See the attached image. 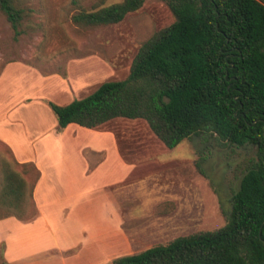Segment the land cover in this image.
I'll use <instances>...</instances> for the list:
<instances>
[{
    "label": "trees",
    "instance_id": "trees-1",
    "mask_svg": "<svg viewBox=\"0 0 264 264\" xmlns=\"http://www.w3.org/2000/svg\"><path fill=\"white\" fill-rule=\"evenodd\" d=\"M145 0H120L90 11L78 8V28L121 22ZM173 17L138 48L127 76L102 83L65 106L47 103L58 129L75 124L93 129L113 119L142 120L166 148L193 145L201 175V153L210 144L244 154L231 167L224 224L211 231L175 237L108 264H264V0H157ZM30 10L18 0H0L16 40ZM0 159V219L26 222L36 211L32 164ZM28 167L33 172L24 170Z\"/></svg>",
    "mask_w": 264,
    "mask_h": 264
},
{
    "label": "rangeland",
    "instance_id": "rangeland-1",
    "mask_svg": "<svg viewBox=\"0 0 264 264\" xmlns=\"http://www.w3.org/2000/svg\"><path fill=\"white\" fill-rule=\"evenodd\" d=\"M119 1L18 0L21 6L31 12L23 21V33L16 40L0 14V74L4 71L0 79V115L3 116L0 117V131L9 130L12 125L14 132H24L25 129L32 136L40 129L50 131L56 128L54 116L46 104L48 101L58 106L67 105L87 96L102 83L124 79L139 46L154 32L173 22L166 5L157 0H145L140 9L117 24L78 28L70 22V15L78 8L90 11ZM9 63L14 64L4 68ZM11 111H14V119L18 120L13 124ZM107 129L116 132L114 135L119 146L122 142L132 146L136 141L135 138L123 140V133L147 131L151 136L147 125L141 120L113 119L99 128ZM71 132L65 135L64 142L67 140V144L75 148L85 146L91 138L88 132H79L76 137L69 139ZM151 139L156 151L162 148L156 138L151 136ZM193 145L197 149L202 148L197 140L193 144L184 140L158 159L134 163L130 174L131 184L121 186L125 188L124 193L134 196L126 204L128 218L123 219L122 225L127 231L136 227L143 228L144 233L138 235V242L141 243L129 254L175 237L216 230L223 226L222 213L229 210L230 189L235 191L237 188V181L232 180L230 169L244 154H251V151L244 153L243 150H236L229 154L226 149L212 143L201 153L203 160L199 166L204 173L201 176L194 168L198 155ZM9 157L8 150L0 143V159L9 162ZM85 157H91L90 163L93 164L101 162L102 158L88 153ZM177 161H183L182 169L189 180L187 184L182 183L185 192L172 194L174 190L170 186V179L177 177L171 176L170 168ZM130 162H134V157ZM24 170L31 171L28 167ZM30 175L33 176L32 171ZM115 175L114 169H107L103 175H97L91 185L98 186L100 192L101 188L112 182L117 183ZM113 177L115 181L111 182ZM77 189L74 190V196H78L72 203L79 198H88L92 195L91 190L94 191L90 188ZM113 192L115 197L125 195L117 189ZM56 195L53 191L48 198ZM53 202L44 200V204L51 207ZM98 206L99 210L100 206L103 208L100 210L103 215L98 218L79 216L75 219L68 217V212L67 218H61V223H64L62 227L66 226L65 231L62 229L53 235L60 240L66 239L68 244L86 241L88 237H93L94 241L106 237L93 230L98 231L103 223L110 222L107 219L106 203L101 201ZM48 210V207L42 209L46 213ZM55 210H52L54 215ZM54 215L46 217L52 223V228L54 224L58 225L53 222L58 221ZM129 236L133 245H136V236L131 233ZM111 252L117 254L113 258L129 255L119 253L121 251L116 247Z\"/></svg>",
    "mask_w": 264,
    "mask_h": 264
},
{
    "label": "crops",
    "instance_id": "crops-1",
    "mask_svg": "<svg viewBox=\"0 0 264 264\" xmlns=\"http://www.w3.org/2000/svg\"><path fill=\"white\" fill-rule=\"evenodd\" d=\"M13 64L9 63L4 68ZM11 113L13 124L18 120L14 119V111ZM0 117L3 116L0 115ZM10 126L9 130L0 131V143L10 152L16 163L32 164L36 169L38 175L30 193L36 213L31 220L26 222L18 221L12 216L0 219V264H108L117 255L111 252L112 248L116 247L121 254H129L139 246L141 242H138L140 237L138 235H143L144 229L136 227L127 231L122 225L123 219L128 218L126 204L134 196L124 193L125 188L121 186L131 184L130 174L135 166L134 163L158 159L168 152V149L157 139L162 148L155 150L151 136L155 137L151 133V136L147 131H135L133 134L123 133V140L135 138L136 141L132 146L128 142L125 145L122 142L119 146L114 135L116 132L108 129L99 130L101 126L86 129L75 124H68L63 129H58L56 125V128L50 131L40 129L32 136L25 129H23L24 132H14L12 125ZM70 130L72 132L69 139L76 137L79 132H88L91 138L87 144H84L85 146L72 147L67 144V140L64 142L65 135ZM87 153L102 156L101 162L90 163L91 157H85ZM132 157H134V162L131 163ZM183 161H177L170 168L171 176L177 177L170 179V186L174 190L172 194L185 192L182 183L187 184L189 177L182 169ZM107 169L116 171L117 183L112 182L115 181L113 177L111 185L101 188L99 192L98 186L91 185V183L97 175H103ZM77 187L90 188L94 191L91 190L92 195L88 198H79L72 203L73 199L78 196L77 194L74 196V192L78 191ZM114 189L125 195L120 198L115 197ZM53 191L57 194L56 197L48 198ZM116 199L119 200L116 201ZM44 200L46 202L54 200L52 207L47 203L44 204ZM101 201L106 203L107 219H110V222L101 224L102 227H99L98 231L93 230L96 233L101 232L106 237L103 236L104 238L98 241H94L93 237H88L86 241L68 244L66 239L60 240L59 237L53 235L55 232L60 233L62 229L65 231L66 226L62 227L64 223H61V218H67L68 212V217L75 219L79 216L101 217L103 214L100 210L103 208L100 206L99 210L98 206ZM44 207L49 208L47 213L42 211ZM54 209H57L55 215L52 213ZM51 215L57 217L59 221L53 220L58 224H54V228L46 218ZM129 233L136 236V245L131 242Z\"/></svg>",
    "mask_w": 264,
    "mask_h": 264
}]
</instances>
